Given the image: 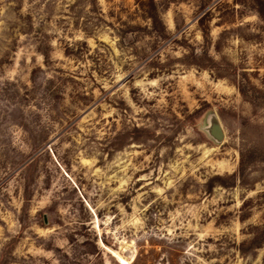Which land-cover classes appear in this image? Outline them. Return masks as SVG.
Returning a JSON list of instances; mask_svg holds the SVG:
<instances>
[{
  "label": "rangeland",
  "instance_id": "obj_1",
  "mask_svg": "<svg viewBox=\"0 0 264 264\" xmlns=\"http://www.w3.org/2000/svg\"><path fill=\"white\" fill-rule=\"evenodd\" d=\"M0 264H264V0H0Z\"/></svg>",
  "mask_w": 264,
  "mask_h": 264
},
{
  "label": "water",
  "instance_id": "obj_2",
  "mask_svg": "<svg viewBox=\"0 0 264 264\" xmlns=\"http://www.w3.org/2000/svg\"><path fill=\"white\" fill-rule=\"evenodd\" d=\"M212 134H213L216 138H220V136H221L220 128L216 126V127L212 130Z\"/></svg>",
  "mask_w": 264,
  "mask_h": 264
}]
</instances>
